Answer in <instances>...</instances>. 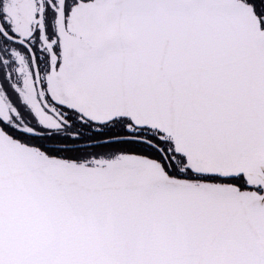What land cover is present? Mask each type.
Listing matches in <instances>:
<instances>
[{"label": "snow or ice", "instance_id": "snow-or-ice-1", "mask_svg": "<svg viewBox=\"0 0 264 264\" xmlns=\"http://www.w3.org/2000/svg\"><path fill=\"white\" fill-rule=\"evenodd\" d=\"M0 264H264V0H0Z\"/></svg>", "mask_w": 264, "mask_h": 264}]
</instances>
